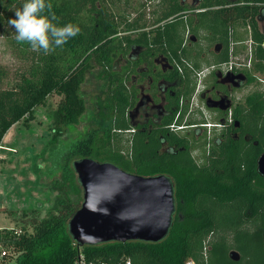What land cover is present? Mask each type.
Returning <instances> with one entry per match:
<instances>
[{
    "label": "trees",
    "instance_id": "obj_1",
    "mask_svg": "<svg viewBox=\"0 0 264 264\" xmlns=\"http://www.w3.org/2000/svg\"><path fill=\"white\" fill-rule=\"evenodd\" d=\"M50 2L59 24L78 25L80 33L62 48L45 55L32 51L26 43H17L15 30L8 23L24 0H0V24L4 30L9 28L5 34L13 36L17 51L30 61L11 88L0 85V146L12 126L22 122L28 128L35 119L36 108L52 95L60 97V101L53 112V135L48 146L57 144L64 129L76 124L85 113L80 87L92 68L91 62L102 69L109 99L105 106L99 104L98 113L91 117L97 129L87 130L86 137L73 143L64 155L60 178L53 188L57 197L48 217L31 218L30 232L22 225L24 234L18 238L11 231L0 233V240L22 251L14 264H73L79 249L88 259L107 264L124 260L132 264H185L188 260L195 264H264V177L257 172V160L264 152V93L258 88L250 92L243 103L246 117H242L241 108L239 111L241 123L255 145L246 148L242 143L237 151L232 146L216 149L200 167L188 155L180 160L158 154V138L147 143L135 137L131 148L129 144L122 147V132L127 124L123 119V74L118 70L123 52L117 34L123 16L115 4L120 0ZM238 2L244 4L225 9L222 17H214V23L220 20L223 26V32L215 39L225 44L244 41L240 29L250 26L256 44L254 70L264 77V23L262 28L257 20L264 10V0ZM173 8L167 7L163 15L177 12L178 0ZM178 26L179 23L168 24L158 31L160 42L164 37L170 41L173 36L174 56L180 46ZM226 60L227 57L220 62ZM182 68L183 94L190 95L192 74L186 66ZM44 152L47 151L41 154ZM84 158L110 162L143 177H169L174 187L175 211L166 237L156 243L109 242L79 247L68 232V222L80 208L82 191L69 163ZM39 172H34L37 178ZM26 217L24 212L22 218ZM231 251L239 255L238 261L230 259Z\"/></svg>",
    "mask_w": 264,
    "mask_h": 264
},
{
    "label": "flooded vegetation",
    "instance_id": "obj_2",
    "mask_svg": "<svg viewBox=\"0 0 264 264\" xmlns=\"http://www.w3.org/2000/svg\"><path fill=\"white\" fill-rule=\"evenodd\" d=\"M176 1L131 0L129 10H122L123 23L117 34L122 41L118 70L123 74V119L127 124L122 136L129 140V148L135 137L147 143L158 138V154L180 160L188 155L200 167L216 149L232 146L237 151L242 143L246 148L255 145L239 111L241 108L246 117L244 100L257 88L256 60L246 46L252 40L250 26L240 29L248 37L246 41L225 44L215 39L223 26L220 20L214 23V17L244 3L178 0L180 9L165 17L163 11L174 9ZM173 23H179L177 56L172 54L173 36L161 42L158 37V31ZM231 32L229 28L228 35ZM224 64L226 71L222 70ZM182 65L194 81L190 95L183 94ZM246 86L251 91L240 99L238 91Z\"/></svg>",
    "mask_w": 264,
    "mask_h": 264
},
{
    "label": "rangeland",
    "instance_id": "obj_3",
    "mask_svg": "<svg viewBox=\"0 0 264 264\" xmlns=\"http://www.w3.org/2000/svg\"><path fill=\"white\" fill-rule=\"evenodd\" d=\"M130 1L124 3L120 0L115 5L121 13L127 12ZM7 29L4 30L0 24V72L3 73L0 85L4 89L17 83L19 75L30 65V61L17 51L13 36L5 34ZM240 33L245 34L242 30ZM244 38V41L248 39L247 36ZM91 64L92 68L80 87L85 113L76 124L64 129L57 144L48 146L53 135V112L60 101L56 95L48 97L43 106L36 108L35 119L28 128L20 122L4 136L0 147V229L23 228L22 225H26L27 232H30L28 225L31 218L43 220L48 217L57 197L53 188L60 178L64 155L73 143L86 137L87 130L97 129L91 117L98 113L99 104H107L109 92L102 69L94 62ZM250 91L251 88L246 86L238 91V97L241 99ZM126 142L127 137L122 136L120 145L126 147ZM43 150L47 151L44 155L41 154ZM193 155L196 157V153ZM69 164L72 165V160ZM36 169L40 171L38 178L34 173L38 172ZM24 212L27 213L26 218H22Z\"/></svg>",
    "mask_w": 264,
    "mask_h": 264
},
{
    "label": "water",
    "instance_id": "obj_4",
    "mask_svg": "<svg viewBox=\"0 0 264 264\" xmlns=\"http://www.w3.org/2000/svg\"><path fill=\"white\" fill-rule=\"evenodd\" d=\"M257 20L263 28L264 10ZM72 167L82 202L68 222V232L79 247L156 243L166 237L175 211L174 188L166 176L143 177L90 158L73 161ZM257 172L264 177V152L257 160ZM229 256L239 260L234 251Z\"/></svg>",
    "mask_w": 264,
    "mask_h": 264
},
{
    "label": "clouds",
    "instance_id": "obj_5",
    "mask_svg": "<svg viewBox=\"0 0 264 264\" xmlns=\"http://www.w3.org/2000/svg\"><path fill=\"white\" fill-rule=\"evenodd\" d=\"M8 23L15 30L17 43H26L32 51L45 55L62 48L80 33L78 25L59 24L50 0H24Z\"/></svg>",
    "mask_w": 264,
    "mask_h": 264
},
{
    "label": "built area",
    "instance_id": "obj_6",
    "mask_svg": "<svg viewBox=\"0 0 264 264\" xmlns=\"http://www.w3.org/2000/svg\"><path fill=\"white\" fill-rule=\"evenodd\" d=\"M247 50L248 53L254 54L255 52V47L256 44L253 42V40H248L246 42ZM227 64H224L222 66V70L226 71L227 70ZM260 74H256V87L260 89L264 93V79H262ZM262 87V88H261ZM130 144V142H129ZM1 147V146H0ZM0 231H11L15 238H18L24 234V230L22 228H13V229H0ZM0 232V233H2ZM206 243L204 244V249H203V256L204 258L207 257L206 254ZM22 253V251L16 249L13 245L8 244L4 242L3 240H0V264H14L17 257ZM73 264H107L106 262H100L98 260H93V259H88L84 253L78 250L76 259ZM118 264H132L130 260H124L121 261ZM185 264H195L193 261L188 260Z\"/></svg>",
    "mask_w": 264,
    "mask_h": 264
},
{
    "label": "crops",
    "instance_id": "obj_7",
    "mask_svg": "<svg viewBox=\"0 0 264 264\" xmlns=\"http://www.w3.org/2000/svg\"><path fill=\"white\" fill-rule=\"evenodd\" d=\"M14 126H15V125H14ZM12 127H13V126H12ZM12 127H11V128H12ZM11 128H10V129H11ZM10 129H9V130H10ZM8 132H9V131H8ZM8 132H7V133H8Z\"/></svg>",
    "mask_w": 264,
    "mask_h": 264
}]
</instances>
